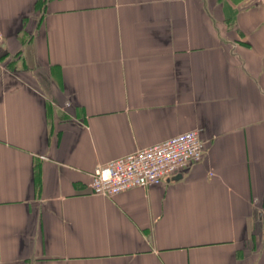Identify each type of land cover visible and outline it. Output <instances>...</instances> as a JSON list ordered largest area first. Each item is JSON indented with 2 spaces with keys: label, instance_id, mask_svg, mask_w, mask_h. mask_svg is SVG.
<instances>
[{
  "label": "crops",
  "instance_id": "crops-1",
  "mask_svg": "<svg viewBox=\"0 0 264 264\" xmlns=\"http://www.w3.org/2000/svg\"><path fill=\"white\" fill-rule=\"evenodd\" d=\"M0 264H264V0H0ZM203 159L93 195L189 131Z\"/></svg>",
  "mask_w": 264,
  "mask_h": 264
},
{
  "label": "built area",
  "instance_id": "built-area-1",
  "mask_svg": "<svg viewBox=\"0 0 264 264\" xmlns=\"http://www.w3.org/2000/svg\"><path fill=\"white\" fill-rule=\"evenodd\" d=\"M0 32V46L2 44ZM204 142L198 131H189L153 146L97 166L91 173L93 195L111 198L132 188L159 186L199 163Z\"/></svg>",
  "mask_w": 264,
  "mask_h": 264
}]
</instances>
